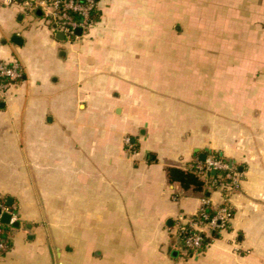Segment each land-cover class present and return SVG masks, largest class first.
<instances>
[{
    "label": "crops",
    "instance_id": "crops-1",
    "mask_svg": "<svg viewBox=\"0 0 264 264\" xmlns=\"http://www.w3.org/2000/svg\"><path fill=\"white\" fill-rule=\"evenodd\" d=\"M4 1L0 62L24 78L0 93V195L19 217L0 264H264V0H100L70 41ZM213 153L242 181L229 230L191 256L179 217L224 193L167 170Z\"/></svg>",
    "mask_w": 264,
    "mask_h": 264
},
{
    "label": "built area",
    "instance_id": "built-area-1",
    "mask_svg": "<svg viewBox=\"0 0 264 264\" xmlns=\"http://www.w3.org/2000/svg\"><path fill=\"white\" fill-rule=\"evenodd\" d=\"M100 0H5V6L20 5L26 13H41L42 17L54 27L55 33L64 34L70 40L78 39V29L86 33L94 26L92 15L97 11ZM24 78V68L19 60L12 63L0 62V93L4 95L13 85ZM127 146L131 145L129 139ZM194 168L200 171V178L206 186L223 191V203L213 205L210 198L204 196L200 209L191 215L179 217L176 224V236L184 250L191 256L204 253L212 242L222 236L231 227L233 213L229 206V197L239 189L241 174L232 163L210 155L205 161L197 160ZM213 171L226 173L228 184L212 181ZM11 216L10 224L2 222V216ZM17 209L9 205L7 199L0 195V235L5 227L12 228L18 223ZM9 251V244L0 238V254Z\"/></svg>",
    "mask_w": 264,
    "mask_h": 264
},
{
    "label": "trees",
    "instance_id": "trees-1",
    "mask_svg": "<svg viewBox=\"0 0 264 264\" xmlns=\"http://www.w3.org/2000/svg\"><path fill=\"white\" fill-rule=\"evenodd\" d=\"M93 22L96 23L99 21V14L98 12H94L92 15ZM214 157L225 161L221 158L218 154L213 153ZM168 177L171 182L179 183L185 190H193L194 192L202 193L205 192V182L200 178V171L196 168L191 170H182L178 168H169L167 170ZM212 181H217L219 184H228L229 180L226 178V173L219 172L213 178ZM207 195V192H205ZM13 228L5 227L3 232L0 235V238L7 241L9 244V250L12 246V231ZM215 237H219L215 235ZM4 254V253H2Z\"/></svg>",
    "mask_w": 264,
    "mask_h": 264
},
{
    "label": "rangeland",
    "instance_id": "rangeland-1",
    "mask_svg": "<svg viewBox=\"0 0 264 264\" xmlns=\"http://www.w3.org/2000/svg\"><path fill=\"white\" fill-rule=\"evenodd\" d=\"M180 27V24L178 25ZM175 32H177L176 26H175ZM179 35L175 36L174 40V46L175 47H181V39H180V30L178 31ZM171 47L170 43L166 44L165 41L158 42V48L162 50H169ZM157 64L159 67H162L163 69L159 71L160 76H166L171 75V71L177 70L184 66L185 61L182 55V51L179 49L178 53L175 52H164L157 56ZM166 69V70H165ZM175 81H181V74L179 73L177 77H175L177 74L174 72L173 74Z\"/></svg>",
    "mask_w": 264,
    "mask_h": 264
},
{
    "label": "water",
    "instance_id": "water-1",
    "mask_svg": "<svg viewBox=\"0 0 264 264\" xmlns=\"http://www.w3.org/2000/svg\"><path fill=\"white\" fill-rule=\"evenodd\" d=\"M76 34H77L78 36H82V35H83V31H82L81 29H78V30L76 31ZM58 37L61 38L62 40H64V34L60 33V34L58 35ZM18 40H19V38H17V37L14 39V41H15L16 43H18ZM202 160H203V161L206 160V156H205V155L202 157ZM213 175H216V172H215V171H213ZM9 205H10V204H9ZM10 220H11V216H10L9 214H4V215L2 216V222H3V224H5V225H9V224H10ZM14 227H18V223H16V224L14 225Z\"/></svg>",
    "mask_w": 264,
    "mask_h": 264
}]
</instances>
